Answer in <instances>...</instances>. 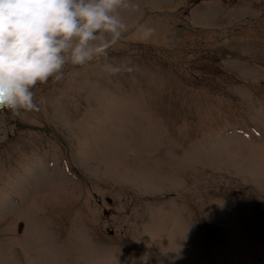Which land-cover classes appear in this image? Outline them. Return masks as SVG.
<instances>
[{"label":"rangeland","instance_id":"374dc122","mask_svg":"<svg viewBox=\"0 0 264 264\" xmlns=\"http://www.w3.org/2000/svg\"><path fill=\"white\" fill-rule=\"evenodd\" d=\"M128 4L106 58L0 112V264H264V0Z\"/></svg>","mask_w":264,"mask_h":264},{"label":"clouds","instance_id":"9594fccd","mask_svg":"<svg viewBox=\"0 0 264 264\" xmlns=\"http://www.w3.org/2000/svg\"><path fill=\"white\" fill-rule=\"evenodd\" d=\"M128 0H0V112H39L35 87L60 81L69 64L106 58L127 31L120 10ZM144 40L153 28L141 26ZM112 75L132 67L104 63Z\"/></svg>","mask_w":264,"mask_h":264}]
</instances>
